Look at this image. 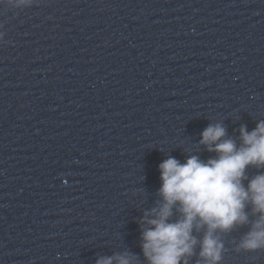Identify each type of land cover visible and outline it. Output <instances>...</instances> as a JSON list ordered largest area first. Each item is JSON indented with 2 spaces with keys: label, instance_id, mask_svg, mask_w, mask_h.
I'll return each mask as SVG.
<instances>
[{
  "label": "clouds",
  "instance_id": "1",
  "mask_svg": "<svg viewBox=\"0 0 264 264\" xmlns=\"http://www.w3.org/2000/svg\"><path fill=\"white\" fill-rule=\"evenodd\" d=\"M30 3L16 0L17 7ZM239 134L237 143L222 123L209 124L199 144L214 157L204 161L192 154L184 163L173 157L160 163V199L139 221L147 264H190L194 257V264H221L225 244L218 233L242 227L247 231L235 251L264 250V171L251 177L247 171L264 170V120L250 132L241 125ZM138 259L125 252L96 264H136Z\"/></svg>",
  "mask_w": 264,
  "mask_h": 264
}]
</instances>
